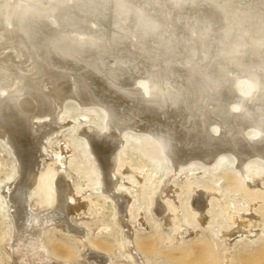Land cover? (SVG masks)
Returning a JSON list of instances; mask_svg holds the SVG:
<instances>
[{"label":"bare ground","instance_id":"obj_1","mask_svg":"<svg viewBox=\"0 0 264 264\" xmlns=\"http://www.w3.org/2000/svg\"><path fill=\"white\" fill-rule=\"evenodd\" d=\"M243 78L248 94L240 89ZM70 98L104 111L106 132L76 131L97 156L100 178L93 185L115 203L133 252L127 225L132 207L116 175L126 129L146 132L150 140L139 142L146 156L163 158L176 171L192 159L210 163L233 153L245 184H262L261 163L250 170L247 162H264V0H0V139L18 166L0 199L13 226L7 239L17 264L50 263L42 238L47 226L58 224L86 239L72 218L87 211L89 200L78 197L81 191L62 165L49 166L47 183L39 173L46 141L70 122L59 120ZM43 116L47 121H36ZM36 185L41 196L31 203ZM203 190L191 199L204 225L210 194ZM162 191L153 211L173 233L164 200L176 191L170 176ZM250 218L255 227L258 217ZM249 225L241 219L224 233L256 236L246 231ZM95 249L88 259L110 264L112 255ZM131 255L144 264L142 256Z\"/></svg>","mask_w":264,"mask_h":264},{"label":"rangeland","instance_id":"obj_2","mask_svg":"<svg viewBox=\"0 0 264 264\" xmlns=\"http://www.w3.org/2000/svg\"><path fill=\"white\" fill-rule=\"evenodd\" d=\"M241 81V91L248 94L249 85L245 78ZM232 106L237 107L235 104ZM63 107L58 118L60 120L66 116V121L70 122L46 141L49 147L39 173L47 183L49 166L62 169V165L66 170L64 173L71 175L73 186L80 189L78 197L89 200L87 211H81L72 218L83 228L86 239L81 242L75 233L58 224L47 226L42 234L50 261L46 264H96L87 257V252L93 248L112 255L110 264H137L131 255L133 252L143 257L144 264H264V174L260 176L262 184L259 188H249L236 166L237 157L233 158L235 154L231 156L233 153H222L210 163L192 159L176 171L169 161L146 156V148L139 145V142L150 140L146 132L126 129L125 141L117 156L116 175L132 207L127 216V225L132 232V252L126 245L124 227L117 219L115 203L97 195L96 185H93L100 178L97 156L84 136L77 135L76 131L83 127L91 131L90 127H94L106 132L104 111L99 106L80 107L71 98L66 100ZM36 121L45 122L47 119L43 116ZM253 128L249 127L246 131L256 137L257 131ZM212 129L217 128L213 125ZM15 160L10 148L0 139V193L3 185L17 176ZM260 161L250 159L247 168L255 170L257 163H261L260 168L264 171V162ZM262 170H259L260 173H263ZM169 176L176 191L166 195L167 199L166 192L162 196L170 204L171 221L175 223L171 228L173 233L164 229V224L153 211L156 205L154 199L158 193L162 194L164 179ZM191 180L196 182L190 184ZM194 187L197 190L205 189L210 194L206 211L208 221L204 225L198 220L192 204ZM41 189L36 185L31 190V203H36L40 198ZM250 215L258 217L255 227H252ZM6 218L7 209L3 208L0 199V264H15L16 258L11 256L12 248L7 239L8 234L13 232V226L11 221L10 225L7 224ZM241 219L250 223L246 231L257 232L256 236L245 234L236 238L224 233L236 228Z\"/></svg>","mask_w":264,"mask_h":264}]
</instances>
